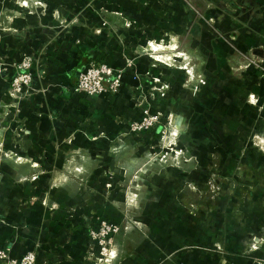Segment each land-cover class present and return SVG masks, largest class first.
Returning a JSON list of instances; mask_svg holds the SVG:
<instances>
[{
    "label": "crops",
    "instance_id": "0c3cea01",
    "mask_svg": "<svg viewBox=\"0 0 264 264\" xmlns=\"http://www.w3.org/2000/svg\"><path fill=\"white\" fill-rule=\"evenodd\" d=\"M36 1L40 5L28 9L0 0L1 151L25 158L22 164L13 159L0 164V247L11 258L33 252L34 264H92L87 260V230L106 220L121 227L113 238L116 258L108 264H264V246L255 243L264 239V165L258 166L262 154L252 158L257 162L251 164V174L234 168L235 182L223 180L215 214L186 219L184 245L178 243L180 234L170 231L169 248L160 247L159 227L153 224L158 222L155 216L163 218L161 200L145 204L142 213L133 216L144 226L129 231L121 223H128L130 215L114 203V186L125 173L116 158L137 154L107 145L118 141L126 146L128 127L141 119L147 88L157 73L154 56L145 55L144 43L133 30L148 18L155 30L163 28L165 11H177L180 22L187 23L186 1ZM216 1L188 0L206 12H226V4L242 12L254 0ZM249 17L239 20L244 24ZM23 58L32 60V80L13 108L7 77ZM92 61L121 73L117 93L85 97L73 92L78 74ZM233 159L242 162L239 150ZM225 166L221 173L228 177ZM247 175L258 180L254 195L227 196L232 184L239 189L240 178ZM177 216L167 221L177 224Z\"/></svg>",
    "mask_w": 264,
    "mask_h": 264
},
{
    "label": "rangeland",
    "instance_id": "374dc122",
    "mask_svg": "<svg viewBox=\"0 0 264 264\" xmlns=\"http://www.w3.org/2000/svg\"><path fill=\"white\" fill-rule=\"evenodd\" d=\"M185 1L187 23L180 22L177 11H165L163 28L155 30L148 18L145 25L133 30L144 43L145 55L155 58L151 59L157 69L151 81L154 85L147 88L141 113L146 111L157 121L136 132L130 125L126 146L118 141L107 145L137 154L127 160L115 157L125 173L114 186L118 187L112 193L114 203L130 215L128 223H121L122 228L129 231L131 226H142L133 216L141 214L145 204L161 200L158 209L163 218L159 221L155 216L158 222L151 223L159 227L161 248H169L175 231L181 236L178 243L184 245L186 219L191 221L192 216L197 221L203 213L205 217L215 214L212 209L217 208L223 180L235 182L234 168L237 173L241 169L251 174V164L257 162L252 158L264 155V0L248 3L242 12L227 4L226 12L200 11L195 8L198 3L194 7ZM242 13L250 15L248 21L253 19L251 26L243 28L248 21L243 24L239 20ZM133 18L137 20L138 15ZM3 144L0 141V164L8 159L19 164L25 161L4 155ZM236 150L243 155L240 164L233 159ZM261 162L258 166L264 165V157ZM224 165L230 172L228 177L221 173ZM240 184L243 188L232 184L227 196L237 193L250 197L259 183L247 175L240 178ZM171 215H178L177 224L167 221Z\"/></svg>",
    "mask_w": 264,
    "mask_h": 264
},
{
    "label": "built area",
    "instance_id": "2783aa9c",
    "mask_svg": "<svg viewBox=\"0 0 264 264\" xmlns=\"http://www.w3.org/2000/svg\"><path fill=\"white\" fill-rule=\"evenodd\" d=\"M15 5L22 8L32 9L40 5L36 0H12ZM32 60L23 58L12 65V74L8 78L7 95L12 101V107L26 95V89L32 80ZM121 73L104 63L90 62L87 67L78 74L73 92L80 96L96 97L115 93L119 87ZM8 107L4 108L3 116H7ZM142 120L131 124L133 132L152 127L157 121L156 116H147L143 111ZM119 226L106 220H99L95 226L89 227L87 237L89 239V254L87 260L92 264H108L116 258L112 254L113 238L119 233ZM258 246H264V239L255 242ZM96 250L97 255L94 254ZM36 260L33 252H26L19 258H11L8 252L0 247V264H34Z\"/></svg>",
    "mask_w": 264,
    "mask_h": 264
}]
</instances>
